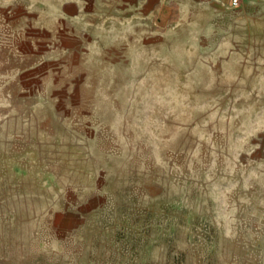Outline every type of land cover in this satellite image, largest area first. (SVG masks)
Instances as JSON below:
<instances>
[{
  "label": "rangeland",
  "instance_id": "rangeland-1",
  "mask_svg": "<svg viewBox=\"0 0 264 264\" xmlns=\"http://www.w3.org/2000/svg\"><path fill=\"white\" fill-rule=\"evenodd\" d=\"M179 1L0 0V264H264V0Z\"/></svg>",
  "mask_w": 264,
  "mask_h": 264
},
{
  "label": "crops",
  "instance_id": "crops-1",
  "mask_svg": "<svg viewBox=\"0 0 264 264\" xmlns=\"http://www.w3.org/2000/svg\"><path fill=\"white\" fill-rule=\"evenodd\" d=\"M138 1V6L137 4L135 5L136 11L139 10H145L149 11L152 7L156 8V11L160 15H162L166 20L171 19L175 17L176 15V8L177 5L180 1L179 0H134ZM257 1H263V0H257ZM137 7L139 9H137Z\"/></svg>",
  "mask_w": 264,
  "mask_h": 264
},
{
  "label": "built area",
  "instance_id": "built-area-1",
  "mask_svg": "<svg viewBox=\"0 0 264 264\" xmlns=\"http://www.w3.org/2000/svg\"><path fill=\"white\" fill-rule=\"evenodd\" d=\"M247 0H230V4L234 8L241 7Z\"/></svg>",
  "mask_w": 264,
  "mask_h": 264
}]
</instances>
